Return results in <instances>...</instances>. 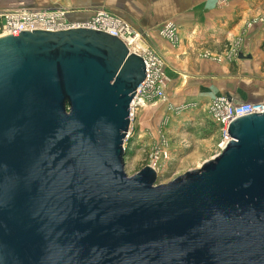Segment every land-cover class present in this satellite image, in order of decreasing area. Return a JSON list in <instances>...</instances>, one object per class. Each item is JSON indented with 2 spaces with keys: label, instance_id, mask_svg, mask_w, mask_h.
I'll return each mask as SVG.
<instances>
[{
  "label": "water",
  "instance_id": "water-1",
  "mask_svg": "<svg viewBox=\"0 0 264 264\" xmlns=\"http://www.w3.org/2000/svg\"><path fill=\"white\" fill-rule=\"evenodd\" d=\"M146 76L103 32L0 38V264H264V112L198 170L128 177Z\"/></svg>",
  "mask_w": 264,
  "mask_h": 264
},
{
  "label": "crops",
  "instance_id": "crops-1",
  "mask_svg": "<svg viewBox=\"0 0 264 264\" xmlns=\"http://www.w3.org/2000/svg\"><path fill=\"white\" fill-rule=\"evenodd\" d=\"M60 5L71 11L72 22L85 23L96 10L105 9L143 33L146 45L164 62V93L172 109L192 103L206 106L217 97L264 102V52L255 44L264 31L243 33L242 28L247 18L260 11L258 0H235L224 7L214 0H61ZM49 6L47 0H0V12ZM168 24L176 27L175 44L160 35ZM241 35V54L250 59L238 57L234 62L229 54Z\"/></svg>",
  "mask_w": 264,
  "mask_h": 264
},
{
  "label": "built area",
  "instance_id": "built-area-1",
  "mask_svg": "<svg viewBox=\"0 0 264 264\" xmlns=\"http://www.w3.org/2000/svg\"><path fill=\"white\" fill-rule=\"evenodd\" d=\"M214 1L217 6L224 7L235 0ZM47 2L50 5L47 9L17 8L0 12V38L20 32H58L84 28L113 35L114 38L119 39L126 46L129 54H135L143 60L147 71L146 79L137 88L129 107L130 130L134 133L133 123L139 108L145 107L144 105L155 100L161 99L162 102H166L164 89L167 84V77L162 58L146 45L143 33L134 29L116 14L105 9H98L87 22L77 23L68 19L71 11L60 5L61 0H47ZM160 35L171 43H176V27L174 25H165L160 30ZM242 40V38H238L232 46L229 54L232 61L237 60L241 55ZM189 107V105L182 107V111ZM179 110L180 108H177L174 111ZM261 112H264V102H235L226 97H217L208 103L209 118L219 129L222 147L225 140L228 142L230 140L227 134L229 122ZM133 135L126 137L124 144ZM157 162L158 157L155 156L150 167L158 176Z\"/></svg>",
  "mask_w": 264,
  "mask_h": 264
},
{
  "label": "rangeland",
  "instance_id": "rangeland-1",
  "mask_svg": "<svg viewBox=\"0 0 264 264\" xmlns=\"http://www.w3.org/2000/svg\"><path fill=\"white\" fill-rule=\"evenodd\" d=\"M258 3V9H255L260 10L259 15L247 18L242 25L243 30L263 33L264 0H258ZM252 5L249 4V7L252 8ZM238 38L243 39L242 35ZM263 43L264 37L255 42L261 48ZM261 50L264 52V47ZM165 90L166 86L164 92ZM244 93L249 92L245 90ZM251 93L249 95L262 97L258 92ZM169 106L171 107L169 103L160 99L147 103L136 112L133 123L135 135L124 144V171L128 177L151 166L156 156L159 170L157 184L163 185L186 172L200 169L205 162L220 154V132L209 118L208 104L197 107L192 103L183 111L182 107L187 104L177 107L180 108L179 111H174L177 108L171 110ZM184 115H189L188 119H181L185 118Z\"/></svg>",
  "mask_w": 264,
  "mask_h": 264
},
{
  "label": "trees",
  "instance_id": "trees-1",
  "mask_svg": "<svg viewBox=\"0 0 264 264\" xmlns=\"http://www.w3.org/2000/svg\"><path fill=\"white\" fill-rule=\"evenodd\" d=\"M264 47V43L262 44V48Z\"/></svg>",
  "mask_w": 264,
  "mask_h": 264
},
{
  "label": "bare ground",
  "instance_id": "bare-ground-1",
  "mask_svg": "<svg viewBox=\"0 0 264 264\" xmlns=\"http://www.w3.org/2000/svg\"><path fill=\"white\" fill-rule=\"evenodd\" d=\"M145 106V105H144Z\"/></svg>",
  "mask_w": 264,
  "mask_h": 264
}]
</instances>
